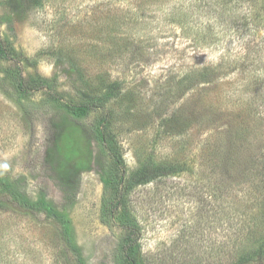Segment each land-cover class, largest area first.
Returning a JSON list of instances; mask_svg holds the SVG:
<instances>
[{"label":"rangeland","instance_id":"rangeland-1","mask_svg":"<svg viewBox=\"0 0 264 264\" xmlns=\"http://www.w3.org/2000/svg\"><path fill=\"white\" fill-rule=\"evenodd\" d=\"M236 5L242 25L249 1ZM219 8L216 0H0L10 59L0 57V177L68 214L84 264H119L127 234L116 215H103L120 175L96 138L103 116L124 179L159 168L126 196L142 264H264V28L227 30ZM202 67L212 69L206 80ZM43 80L47 88L32 90ZM92 100L102 106L81 118L62 104ZM71 129L87 163L69 162L62 186L55 141ZM75 257L57 221L0 189V264Z\"/></svg>","mask_w":264,"mask_h":264},{"label":"trees","instance_id":"trees-1","mask_svg":"<svg viewBox=\"0 0 264 264\" xmlns=\"http://www.w3.org/2000/svg\"><path fill=\"white\" fill-rule=\"evenodd\" d=\"M233 1L234 3L230 4ZM244 1H249V8H248L249 11L247 15L250 16L249 18L251 19L247 20L246 23L239 25L236 23L237 21H239L238 18L239 16L236 15V18L233 17L235 16V12L237 8L236 3L242 4ZM201 2L203 3V0H200V3ZM205 4L207 3H204V5ZM216 6L220 7L219 8L220 11H218L217 16L219 19H222L223 21L226 22L225 28L227 30L236 28L237 31L238 26L236 25H239V27L243 30L244 26L250 24L248 21H251L250 29H252V26L256 30L259 27L264 28V0H239V1L216 0ZM245 19L247 18L245 17ZM179 22H183V21L179 20ZM203 29H205L206 33L208 34L211 33L212 24H209V26L206 25ZM0 57L5 60H10L7 50L4 47L1 38H0ZM196 71L199 76L198 78H200L201 80H206L205 78L202 77L204 75H207V72L209 71L212 72V69L207 67H202L200 69H196ZM34 86L35 87H33L34 89L32 88V90H40L45 87L47 88L46 82L44 80L43 83H40V81L36 82ZM17 88L23 94H28L29 92H31V88L25 86V84L23 83V79L20 75H18V79H17ZM107 96L108 94H105L103 98L105 99L107 98ZM62 104L64 107H66L68 112L76 118L85 117L93 109L100 108L102 106L101 103H97L96 100H92L88 103H80V104H72L68 102H63ZM107 124H108L107 117L106 116L101 117L100 120L98 121L97 129H96V134H97L96 138L102 144L103 148L107 151V153L110 154L113 167L114 169H117L120 175L118 179H116V184H115L116 186H114V189H116L118 192V197L116 195L117 198L111 199L110 201L106 202V204L104 205L103 215L104 216L107 215V217L110 218L114 217L113 215H116L118 221L122 224V227L127 232L122 242L120 243L119 258H118L119 264H142V259L139 250L140 246L137 242L138 229L136 225L132 222V220L129 218V215L127 213L126 196L132 187L139 184H145L149 182L153 177H155L159 168L149 169V170L144 169L141 170L139 173L133 175L128 180L124 179L126 173L125 166L116 148L115 141L112 137L105 134ZM55 147L57 149L58 154L60 155V163L56 170L59 172L62 186H65L67 184L69 171H70L68 168V163L73 161L74 162L73 166H77V167H85V164L87 163V160H84L85 158L82 157L81 154L83 150H82L80 133L74 129L67 130L61 133L60 135H58L55 141ZM102 180L105 183H109L108 182L109 179L107 180L102 179ZM112 180L115 181L114 178H112ZM0 189L2 191H5L19 205L29 209L44 211L48 216H50L55 221H57L60 225L62 238L65 241L68 249L76 256L75 259L77 264H84V261L80 256L81 255L80 249L73 240L71 234L70 219L65 211L56 208L51 201L46 200L44 197H40L37 200H31L27 195L21 193L15 184L11 183L10 181H8L3 177H0Z\"/></svg>","mask_w":264,"mask_h":264}]
</instances>
